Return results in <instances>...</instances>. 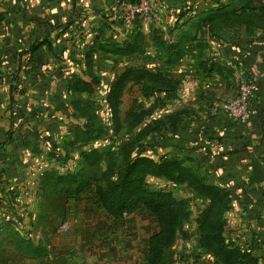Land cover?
<instances>
[{
  "label": "rangeland",
  "instance_id": "1",
  "mask_svg": "<svg viewBox=\"0 0 264 264\" xmlns=\"http://www.w3.org/2000/svg\"><path fill=\"white\" fill-rule=\"evenodd\" d=\"M250 6L262 9L264 0H251ZM153 27L148 28V33L140 27L135 32L132 27L127 35L104 36V46L132 50L127 56L103 52L93 44L91 36L88 46L78 47L76 54L80 58L85 52L90 54L89 74L97 80L96 86L92 85L86 93L71 89L72 81H50L52 90H40L33 99L24 92L23 68L17 70V73L22 72L19 78L15 74V79L4 81L8 87V118L11 121L5 136L10 141L9 160L15 170L11 176L20 179L19 185H11L15 189L8 192L9 215L23 220L24 238L16 240V232H11L13 240L1 242L7 254L0 253V264H144L147 239L158 229L156 220L142 209L114 220L100 207L96 187L105 186L109 163L114 165L116 175L122 172L126 161L135 156H148L154 161L173 158L180 162L190 178L195 176L202 182L209 180V158L201 159L204 165H199L192 147L184 154L183 146L173 137L178 131H184L186 124L201 116L206 118L210 112L218 111L214 108L236 98L241 81L237 70L240 66L222 71L214 83L221 86L220 93L224 97L207 112L196 113L193 110L196 103L194 84L202 80L194 73L195 49L186 47L189 53L181 64L164 66L153 41L158 37L163 42L176 43L178 37L171 26L164 30ZM201 49L202 55L208 53L206 48ZM78 64L76 61L73 65H59L62 72L78 73L82 71ZM130 68L173 75L174 78L167 76L175 83V89L163 90L145 82L127 81L114 119L106 101L109 86ZM82 69L85 70V64ZM34 102L35 108L32 107ZM2 112L1 109L0 115ZM25 119L38 124L34 133L28 132L33 129ZM93 156L97 159L86 161ZM146 185L149 189L161 186L172 191L175 200L183 205L177 239L165 253L167 263L216 264L215 259L198 245L197 219L208 201L194 192L195 186L173 185L152 176L147 177ZM232 209L233 206L229 210ZM227 212L224 236L229 245L241 248L242 245L229 239L234 229H231L233 221ZM34 247H39L41 257L34 259L26 252V248ZM251 257L259 264L261 257Z\"/></svg>",
  "mask_w": 264,
  "mask_h": 264
},
{
  "label": "crops",
  "instance_id": "2",
  "mask_svg": "<svg viewBox=\"0 0 264 264\" xmlns=\"http://www.w3.org/2000/svg\"><path fill=\"white\" fill-rule=\"evenodd\" d=\"M124 2L132 0H0L1 255L7 254L1 242L10 239L11 232L22 235L23 225L22 219L9 215L8 192L15 189L11 185H19L20 179L11 176L15 170L9 160L10 141L5 136L11 121L8 118V87L4 81L15 79V74L19 78L22 72L17 73V70L23 68L24 92L35 99L40 90H52L50 81L69 83L89 75L92 58L88 62V53L81 54V58L76 53L78 47L89 45L90 36L93 44L100 47L105 35H127L132 27L135 32L143 28L148 33L152 26L163 30L171 26L176 37L186 32L192 36L186 47L195 49L194 73L202 80L194 84V112L203 114L224 97L220 93L221 86L214 83L222 71H231L234 65H239L238 77L254 81L255 99L246 123L233 122L220 109L186 124L184 131H178L173 140L183 146L184 154L192 147L199 165H204L201 159L209 158L206 183L224 188L231 197L230 208L233 206V209L227 216L232 219L231 229L234 230L230 233V241L242 245L243 252L250 256L261 257L259 264L264 263V32L257 29L246 35L243 25H218L209 17L213 13L223 15L232 0H159L156 2L157 20L136 21L131 25L117 16L119 5ZM201 48H206L208 53L202 55ZM188 53L185 50L178 64L187 59ZM76 61L81 72H62L59 64L73 65ZM32 107L35 108V102ZM24 121L33 129L28 132L34 133L38 124L29 119Z\"/></svg>",
  "mask_w": 264,
  "mask_h": 264
},
{
  "label": "trees",
  "instance_id": "3",
  "mask_svg": "<svg viewBox=\"0 0 264 264\" xmlns=\"http://www.w3.org/2000/svg\"><path fill=\"white\" fill-rule=\"evenodd\" d=\"M250 1L232 0L223 15L213 13L209 17L214 18L218 25H243L246 35L253 34L257 29L264 32V8L254 9L250 6ZM191 40V33L186 32L178 37L176 43L163 42L156 37L153 44L159 51V58L164 66H173L182 59L186 45ZM111 46L106 47L102 44L100 49L114 56H127L132 51L112 49L115 47ZM86 57L89 62L91 56L87 54ZM167 75L174 78L173 75L165 74L164 71L155 72L144 68H130L125 71L109 86L106 101L112 117L116 119L121 91L127 81L145 82L163 90L175 89V83L169 80ZM96 82V78L89 74L85 79H73L69 86L71 89H76L78 93H86L92 85L96 86ZM95 159L97 157L93 156L86 161ZM113 168L114 165L110 162L105 186L96 187V200L105 213L114 220L122 218L125 214H132L137 209H142L155 218L158 229L147 239L144 264H168L165 253L173 247L177 239L183 206L182 202L175 200L172 191H166L161 186L149 189L146 179L150 176L161 178L173 185L193 184L194 192L208 201L206 208L197 219L200 234L198 245L215 259L216 264L256 263L255 259L243 252L241 248L229 245L224 236V217L231 205V197L224 188L202 182L195 176L194 179L190 178L180 162L173 158L154 161L148 156L139 155L126 161L122 172L116 175H114ZM78 191V189L75 190L77 193ZM23 238V235H16V240ZM26 252L34 259L42 256L39 247L26 248Z\"/></svg>",
  "mask_w": 264,
  "mask_h": 264
},
{
  "label": "built area",
  "instance_id": "4",
  "mask_svg": "<svg viewBox=\"0 0 264 264\" xmlns=\"http://www.w3.org/2000/svg\"><path fill=\"white\" fill-rule=\"evenodd\" d=\"M157 1L159 0H133L131 3H121L118 8V19L127 25L136 21H155L158 17ZM254 99V81L243 78L240 81L236 98L217 106V110L221 109L226 112L233 122L244 124L249 120L250 105Z\"/></svg>",
  "mask_w": 264,
  "mask_h": 264
}]
</instances>
